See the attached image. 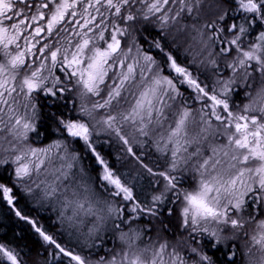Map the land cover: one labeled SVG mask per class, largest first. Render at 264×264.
Masks as SVG:
<instances>
[{
	"label": "snow or ice",
	"instance_id": "6c2138e0",
	"mask_svg": "<svg viewBox=\"0 0 264 264\" xmlns=\"http://www.w3.org/2000/svg\"><path fill=\"white\" fill-rule=\"evenodd\" d=\"M0 205L57 264H264V0H0Z\"/></svg>",
	"mask_w": 264,
	"mask_h": 264
},
{
	"label": "trees",
	"instance_id": "16d2710c",
	"mask_svg": "<svg viewBox=\"0 0 264 264\" xmlns=\"http://www.w3.org/2000/svg\"><path fill=\"white\" fill-rule=\"evenodd\" d=\"M51 139H55L54 134H49L48 138H40L37 142L40 144L49 143ZM110 151L102 149V153L107 155ZM117 157V156H116ZM109 161H115L111 158V155L108 157ZM89 160L86 158L85 161ZM25 214L29 215L30 218L36 219L38 223L42 224L46 229H49L51 232H56L55 224L53 223V218L51 214H48L47 211L39 210L35 211L31 207V204L23 201V206ZM23 236L24 240L19 241L22 245L27 244V248L23 249V253H27L26 257H33L39 254L44 259L45 264H57V262L51 261L50 258H47V253H40V238L34 233L31 228V225L27 224L25 221L19 220L9 209L0 205V243H7L9 241L16 242L19 236Z\"/></svg>",
	"mask_w": 264,
	"mask_h": 264
},
{
	"label": "rangeland",
	"instance_id": "374dc122",
	"mask_svg": "<svg viewBox=\"0 0 264 264\" xmlns=\"http://www.w3.org/2000/svg\"><path fill=\"white\" fill-rule=\"evenodd\" d=\"M236 101L241 106H243V104L247 102L244 99L243 94H241L239 97H236ZM100 140L102 142L101 143V150L102 149L109 150L110 153H111V158L113 160H115L116 159V156H118L120 154V145H119V143L115 140L114 137H111L110 138L106 133H103V132H101V134H100ZM109 140H111V143L110 144L105 142V141H109ZM45 145H46V143H43V144H40L38 142L36 143V146H39V147H43ZM91 162L92 161H91V158L90 157H89V160L84 161L85 165H87L88 163H91ZM112 162H114V161H112ZM23 201L30 203L31 204V207L33 209H35V211H39V210L47 211L48 214H51L52 215V218L55 221V219H56L55 212L52 211L51 209H49L47 206L40 207L38 204L32 203V202L27 201V200H24V199H22L21 202H20V204L22 206H23ZM56 230H58V229L56 228ZM39 245H41V246H39L40 247V251L39 252L42 254L45 251V247L43 246L42 241H40ZM253 251H255V249ZM36 255L37 256H33V257H26V256H24V259H26L29 262V264H45V262L43 260L44 258L42 256H40L39 254H36Z\"/></svg>",
	"mask_w": 264,
	"mask_h": 264
}]
</instances>
